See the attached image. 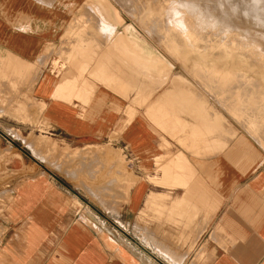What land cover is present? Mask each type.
<instances>
[{
    "label": "crops",
    "instance_id": "0c3cea01",
    "mask_svg": "<svg viewBox=\"0 0 264 264\" xmlns=\"http://www.w3.org/2000/svg\"><path fill=\"white\" fill-rule=\"evenodd\" d=\"M233 73L174 65L110 0H0V117L96 149L114 186L89 199L68 167L0 146V264H264V90Z\"/></svg>",
    "mask_w": 264,
    "mask_h": 264
},
{
    "label": "rangeland",
    "instance_id": "374dc122",
    "mask_svg": "<svg viewBox=\"0 0 264 264\" xmlns=\"http://www.w3.org/2000/svg\"><path fill=\"white\" fill-rule=\"evenodd\" d=\"M99 1L101 2L102 0ZM103 1L105 2V5H107L109 0ZM110 1L117 3L121 7V12L128 19L132 20V22L136 24V26L142 32L148 35L154 44H156L158 48L162 49L168 55L169 59L174 65H185L186 67L234 66V73L231 75V78L227 79V81L230 82L228 85H226L227 88L231 87L236 93H243L245 90H251L253 92H262L264 90V63L262 62V58H264V51L254 53L243 52L241 48L230 45L231 43L229 40L227 41L228 43L225 41V45L221 44L217 46L212 37L213 30L211 28H216L222 31L226 34V36L232 34V28L226 24L224 25L223 23L215 22L212 15L206 17V15H209L210 12H214V10H204V6L206 5H202L199 10L195 11L189 7L187 2L180 4L179 0H175L177 3L168 8L166 7L168 4L165 3V0ZM203 1L205 2L206 0ZM108 12L109 11L105 9L104 13L106 14ZM143 12H148L150 14L148 18L142 20L140 19V16ZM187 14H196V20L204 23L205 26L199 25L197 21L195 22L191 19L186 21L185 15ZM122 19L123 18L121 17V23ZM128 26H130L129 23H126L125 27L128 28ZM210 30L212 31L210 32ZM206 38L208 41H206ZM259 43L264 46V40L260 39ZM256 65L259 70L257 69ZM241 67H247L248 69H242ZM231 83L233 84L232 86ZM238 83H240L241 86L245 85L247 89L244 86H239L237 88V86L240 85ZM252 85H254V88ZM256 85L260 86L258 87ZM251 100L252 99H249L248 102L254 107L264 106V99H262L263 101L261 99H259V101ZM257 102L259 104H257ZM35 118L36 117H0V146L6 145L19 147L24 150L25 155L27 158H29L30 162L43 159L47 165L52 164V167L54 168L58 169V167L61 166V173L64 171L62 170L64 167H68V169H70V177L67 180L71 186H68L67 188L71 192L75 194H82L89 199L96 200V196H94L93 193H97V190H99V193H97V195H99L98 198L102 199L103 203L109 205L112 199L114 186L108 185L107 182L111 180L113 175V162H103V165L100 167V169L96 168L94 161L96 158V149L92 150V148H88L82 154H70V149H68V146L70 145H68L64 140H57L50 134L42 133L41 130L44 128L42 126H38V128L35 126L37 123L34 121ZM36 128L40 129V131H36ZM39 139H50L51 141L53 140V143H49L47 146H45L44 141H42L40 144L38 143L39 146H36V152L32 153V143H35V141ZM80 158L83 159L82 163H88L89 166L87 170H80L79 173H77L78 166H76L75 163L81 162ZM119 168H121L120 170L122 173L126 172V168L118 163L117 172H119ZM117 180L119 181V178ZM95 181H102L105 182V184L96 186L92 184ZM104 187H109V189L104 191L101 189ZM116 188L117 192L120 193L118 195L121 197V200H123L125 196V187L117 186ZM101 203L102 202H100V205H103ZM107 205H103L104 209L106 210L109 209Z\"/></svg>",
    "mask_w": 264,
    "mask_h": 264
},
{
    "label": "bare ground",
    "instance_id": "6f19581e",
    "mask_svg": "<svg viewBox=\"0 0 264 264\" xmlns=\"http://www.w3.org/2000/svg\"><path fill=\"white\" fill-rule=\"evenodd\" d=\"M180 4L188 3L189 7L195 11L199 10L202 5L204 6V10H214V12H210L209 15H206V17H209L212 15L214 18L213 20L217 23H223L224 25H228L232 28V34H229L226 36L225 33L222 31L211 28L213 30V39L215 41V44L221 45L224 44L229 40L230 45L236 46L237 48H241L243 52L248 53H254V52H261L264 51V46H262L259 42L260 39L264 40V0H206L205 2L203 0H179ZM165 3L168 5L167 8L172 6L173 4H176L177 2L175 0H165ZM209 4V5H208ZM229 5V6H228ZM260 13V14H259ZM148 12H143L140 16V19H146L149 17ZM185 19L197 21L199 25H204V23H201L199 20H196V14H187L185 15ZM191 21V22H192ZM189 23V22H188ZM194 23V22H193ZM192 23V24H193ZM190 25V24H189ZM191 26V25H190ZM193 26V25H192ZM195 26V24H194ZM207 26V25H206ZM210 28V27H209ZM210 30V32L212 31ZM199 31V30H198ZM201 31V29H200ZM207 31V30H206ZM205 32V31H204ZM82 34V33H81ZM203 34V32H202ZM208 34V33H207ZM212 39V38H211ZM227 39V40H226ZM210 40V38H209ZM206 41L207 38H206ZM226 41V42H225ZM212 42V41H211ZM262 42V41H261ZM228 43V42H227ZM228 45V44H227ZM227 49V47H226ZM71 52V51H70ZM264 53V52H263ZM246 54V53H245ZM247 56V55H246ZM69 57V56H68ZM244 57V56H243ZM92 58V57H91ZM249 58V57H248ZM234 60V59H232ZM239 60V59H238ZM245 61V60H244ZM262 62L264 63V58H262ZM226 63V62H225ZM235 63V62H234ZM216 64V63H213ZM27 65V64H26ZM245 65V63H244ZM3 66V65H2ZM20 66V65H19ZM5 67V66H4ZM232 67V66H231ZM234 67V66H233ZM251 67V66H250ZM257 67V65H256ZM20 69V68H19ZM210 69V68H209ZM248 69V68H247ZM259 70V68L257 67ZM82 70V69H81ZM215 70V69H214ZM213 70V71H214ZM226 70V69H225ZM250 70V69H249ZM5 71V70H4ZM7 71V70H6ZM25 71V70H24ZM36 71V70H35ZM210 71V70H209ZM212 71V72H213ZM27 72V71H26ZM223 72V71H222ZM264 72V71H263ZM208 73V72H207ZM227 73V72H226ZM12 74V73H11ZM209 74V73H208ZM215 74V72H214ZM213 74V75H214ZM221 74V73H220ZM219 74V75H220ZM241 74V73H240ZM20 75V74H19ZM237 75V74H236ZM253 75V74H252ZM259 75V74H258ZM263 75V74H262ZM226 75H224L223 79ZM231 76V75H230ZM235 76V75H234ZM233 76V78H234ZM240 76V75H239ZM24 77V75H23ZM30 77V76H29ZM216 77V76H215ZM222 77V76H220ZM238 77V76H237ZM236 77V78H237ZM214 78V77H213ZM218 78V76H217ZM243 78V77H242ZM23 79V78H21ZM215 79V78H214ZM221 79V78H219ZM241 79V78H240ZM10 80V79H9ZM12 80V79H11ZM218 80V79H217ZM235 80V79H234ZM238 80V79H237ZM68 81V80H67ZM214 81V80H213ZM227 81V78L226 80ZM246 81V80H245ZM71 82V81H70ZM238 82V81H237ZM251 82V81H250ZM249 82V83H250ZM260 82V81H259ZM214 83V82H213ZM212 83V85H213ZM222 83V82H221ZM233 83V81H232ZM231 83V86L233 85ZM12 84V83H11ZM220 84V83H219ZM229 84V83H228ZM240 84V83H238ZM243 84V83H242ZM252 84V82H251ZM260 84V83H259ZM225 85V83H223ZM249 85V84H248ZM241 86L238 85L237 88ZM245 87V85H242ZM241 86V87H242ZM254 85H252L253 87ZM258 86V85H256ZM260 86V85H259ZM258 86V87H259ZM262 86V85H261ZM214 87V86H213ZM225 87V86H224ZM218 88V87H217ZM216 88V89H217ZM231 88V87H229ZM234 88V87H233ZM236 88V86H235ZM246 88V87H245ZM254 88V87H253ZM252 88V89H253ZM226 89V87H225ZM247 89V88H246ZM249 89V88H248ZM230 90V89H228ZM243 90V89H242ZM245 90V89H244ZM258 90V89H257ZM221 92V90H219ZM224 91V89H223ZM246 91V90H245ZM216 92V91H215ZM230 93V91H227ZM244 92V91H243ZM248 92V91H247ZM256 92V91H255ZM236 93V92H235ZM221 94V93H220ZM223 94V93H222ZM222 94L220 96H222ZM230 95V94H229ZM233 95V94H231ZM240 95V94H239ZM242 95V94H241ZM245 95V94H244ZM237 96V95H236ZM77 97V96H76ZM218 98L219 96L216 95ZM231 98V96H230ZM233 98H235L233 96ZM239 98V97H238ZM232 99V98H231ZM256 99V97L254 98ZM262 100V99H261ZM234 101V99L232 100ZM236 102L238 100H235ZM263 101V100H262ZM264 102V101H263ZM240 103V102H239ZM227 104V103H225ZM257 104H259L257 102ZM228 105V104H227ZM240 105V104H239ZM238 105V106H239ZM20 107V106H19ZM236 107V106H235ZM229 109V108H228ZM240 110V109H239ZM25 111V110H24ZM253 113V112H252ZM264 113V112H263ZM26 116V115H25ZM253 131V130H252ZM260 139V138H259ZM47 142V141H46ZM50 149V148H49ZM62 149V148H61ZM65 149V148H64ZM52 152V151H51ZM49 153V152H48ZM71 154V153H70ZM86 154V153H85ZM75 155V154H74ZM57 157V156H56ZM59 159V158H58ZM99 162V161H98ZM99 165V164H98ZM100 166V165H99ZM207 172V171H206Z\"/></svg>",
    "mask_w": 264,
    "mask_h": 264
}]
</instances>
